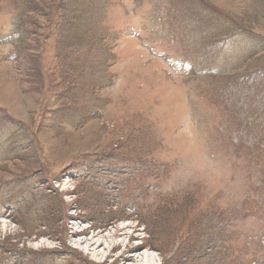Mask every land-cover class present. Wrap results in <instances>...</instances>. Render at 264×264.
<instances>
[{
	"label": "rangeland",
	"instance_id": "rangeland-1",
	"mask_svg": "<svg viewBox=\"0 0 264 264\" xmlns=\"http://www.w3.org/2000/svg\"><path fill=\"white\" fill-rule=\"evenodd\" d=\"M1 245L264 264V0H0Z\"/></svg>",
	"mask_w": 264,
	"mask_h": 264
},
{
	"label": "trees",
	"instance_id": "trees-1",
	"mask_svg": "<svg viewBox=\"0 0 264 264\" xmlns=\"http://www.w3.org/2000/svg\"><path fill=\"white\" fill-rule=\"evenodd\" d=\"M90 11H93L94 12L95 11V8L93 7V9L90 10ZM95 33L96 32H94L91 29L88 31V36L86 37L87 38V43H88L87 47L89 46V52L90 53L93 54V52H97L102 57L105 54V51H103L101 49V47H100V41L95 40V37H94ZM81 36H82V39H83L84 35H81ZM90 39H91V41H93V45H90L89 44ZM79 48H80V50L82 52L83 45H82L81 42L79 44ZM86 49L87 48H85L83 50V58L85 60H89V58L91 57L92 54H89V55L86 54ZM129 145H130V143H127L126 146L121 147V148H118V151H117L116 155L109 156V159H111L113 157H114V160H116L117 158L118 159H122V156H119L118 157V154H121L122 150L128 151ZM109 159H107V160H109ZM108 168H109L108 174H110V175H111V173H115L116 172V171H114L115 168H117V171H121V172L127 169V167H108ZM109 204L110 203L108 201L107 202L106 201H102V203H101V205H107V207H109ZM3 249H4V245H1L0 246V250H3ZM19 254L20 255H19L18 261L15 259V253L10 255L12 257V261H14V264H43V263L45 264V262H46V264H55V262L53 260H51V259H48L47 261H44L41 258L40 259L39 258H36V257H34L32 255H29V254H26V253H24L22 251H19ZM73 254L74 253H71L68 258H70L72 260L73 264H81L80 258H78V259L75 258L73 256ZM2 255L3 254L0 253V260H1ZM65 264H67V263H65Z\"/></svg>",
	"mask_w": 264,
	"mask_h": 264
}]
</instances>
